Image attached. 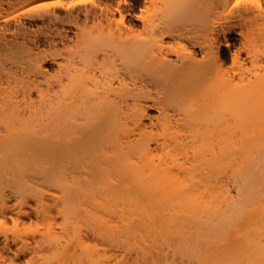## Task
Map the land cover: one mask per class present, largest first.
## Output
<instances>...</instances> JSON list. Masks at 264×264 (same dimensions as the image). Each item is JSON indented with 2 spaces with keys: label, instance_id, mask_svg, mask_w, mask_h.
Masks as SVG:
<instances>
[{
  "label": "bare ground",
  "instance_id": "bare-ground-1",
  "mask_svg": "<svg viewBox=\"0 0 264 264\" xmlns=\"http://www.w3.org/2000/svg\"><path fill=\"white\" fill-rule=\"evenodd\" d=\"M137 3L0 52V264H264V0Z\"/></svg>",
  "mask_w": 264,
  "mask_h": 264
},
{
  "label": "rangeland",
  "instance_id": "rangeland-1",
  "mask_svg": "<svg viewBox=\"0 0 264 264\" xmlns=\"http://www.w3.org/2000/svg\"><path fill=\"white\" fill-rule=\"evenodd\" d=\"M49 0H0V36L4 38L6 47L0 49V52H7L11 47H32L39 51L41 57L54 56L62 45L54 42L59 40V32L72 33L76 28L77 21L83 22L84 15L78 20L75 16L70 15V10L75 6L72 3L78 0H61L57 6L47 7L44 2ZM107 2H116L117 0H104ZM124 4L132 7L137 5V0H124ZM30 8L27 12L22 10ZM55 11L60 15L59 18H49V12ZM17 17L10 18L12 15ZM6 18H10L6 21ZM48 73H56L57 65L54 62L47 61ZM27 70L26 68H23ZM27 157V156H26ZM25 221H29L24 216ZM44 219L34 221L30 229L40 228L44 225ZM25 226V225H21Z\"/></svg>",
  "mask_w": 264,
  "mask_h": 264
}]
</instances>
